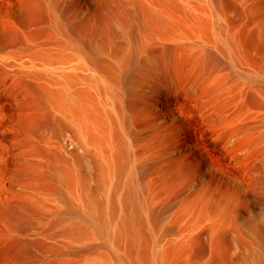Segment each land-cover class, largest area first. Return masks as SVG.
Instances as JSON below:
<instances>
[{
    "label": "bare ground",
    "instance_id": "1",
    "mask_svg": "<svg viewBox=\"0 0 264 264\" xmlns=\"http://www.w3.org/2000/svg\"><path fill=\"white\" fill-rule=\"evenodd\" d=\"M16 3L0 78L42 121L0 264H264V0Z\"/></svg>",
    "mask_w": 264,
    "mask_h": 264
},
{
    "label": "rangeland",
    "instance_id": "2",
    "mask_svg": "<svg viewBox=\"0 0 264 264\" xmlns=\"http://www.w3.org/2000/svg\"><path fill=\"white\" fill-rule=\"evenodd\" d=\"M10 3L14 4L11 6ZM16 6V0H0V16L8 14ZM39 114L34 96L25 98L18 86L0 78V171L14 170V158L20 157L21 152H37L38 128L42 121ZM32 223L33 220L28 221L27 227ZM225 241L228 242L227 236ZM206 245L201 240L195 248L205 250ZM216 252L220 264H231L227 243L217 242Z\"/></svg>",
    "mask_w": 264,
    "mask_h": 264
}]
</instances>
